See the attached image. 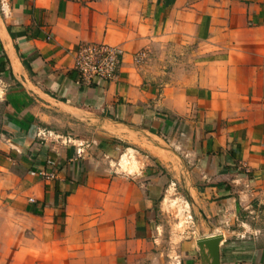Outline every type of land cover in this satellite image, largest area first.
<instances>
[{
	"label": "crops",
	"instance_id": "0c3cea01",
	"mask_svg": "<svg viewBox=\"0 0 264 264\" xmlns=\"http://www.w3.org/2000/svg\"><path fill=\"white\" fill-rule=\"evenodd\" d=\"M86 42L115 80L80 82ZM177 176L222 264H264V0H0V264H201Z\"/></svg>",
	"mask_w": 264,
	"mask_h": 264
},
{
	"label": "rangeland",
	"instance_id": "374dc122",
	"mask_svg": "<svg viewBox=\"0 0 264 264\" xmlns=\"http://www.w3.org/2000/svg\"><path fill=\"white\" fill-rule=\"evenodd\" d=\"M156 151L159 153L158 149ZM165 164L170 166L168 162ZM176 178L175 184L167 187L165 191L164 210L161 214L163 234L168 238L171 237L174 243L180 240L193 242L196 238L208 233L209 229L198 205L187 199L184 181L178 176ZM258 222L263 223L261 219H258Z\"/></svg>",
	"mask_w": 264,
	"mask_h": 264
},
{
	"label": "built area",
	"instance_id": "2783aa9c",
	"mask_svg": "<svg viewBox=\"0 0 264 264\" xmlns=\"http://www.w3.org/2000/svg\"><path fill=\"white\" fill-rule=\"evenodd\" d=\"M144 53L136 55L141 61ZM124 51L118 46L108 43H82L74 55V69L79 74L80 82L93 85L98 81L110 82L119 76L123 63ZM42 132L38 135L41 136ZM81 153V150H78ZM52 164V162H51ZM53 177V174L47 175Z\"/></svg>",
	"mask_w": 264,
	"mask_h": 264
},
{
	"label": "water",
	"instance_id": "95a60500",
	"mask_svg": "<svg viewBox=\"0 0 264 264\" xmlns=\"http://www.w3.org/2000/svg\"><path fill=\"white\" fill-rule=\"evenodd\" d=\"M223 239L224 236L222 234H214L197 239L201 264H222L220 244Z\"/></svg>",
	"mask_w": 264,
	"mask_h": 264
},
{
	"label": "bare ground",
	"instance_id": "6f19581e",
	"mask_svg": "<svg viewBox=\"0 0 264 264\" xmlns=\"http://www.w3.org/2000/svg\"><path fill=\"white\" fill-rule=\"evenodd\" d=\"M4 33V32H3ZM4 36V35H3ZM126 159V158H125Z\"/></svg>",
	"mask_w": 264,
	"mask_h": 264
}]
</instances>
